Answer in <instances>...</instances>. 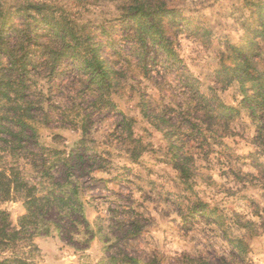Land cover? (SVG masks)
<instances>
[{"label": "rangeland", "instance_id": "obj_1", "mask_svg": "<svg viewBox=\"0 0 264 264\" xmlns=\"http://www.w3.org/2000/svg\"><path fill=\"white\" fill-rule=\"evenodd\" d=\"M2 1L8 7L15 2ZM35 1L45 5L49 13L90 30L103 43L101 55L107 62L114 59L117 49L129 55L138 47L131 37L126 38L131 31L119 26L124 0ZM155 2L173 9L182 19L172 30L171 40L200 92H212L238 114L227 131L202 124L206 137L212 136L213 130L223 136L218 144L199 145L187 135L188 125H181L183 120L170 111H178L170 102L183 106L185 99L180 95L176 74L172 71L164 81L160 76L133 77L124 82L122 93L111 96L118 109L134 119L132 133L126 136L119 133L121 116L115 110H91L86 102L92 99L77 94L76 86L66 82L62 91L51 96L55 105L49 110L51 120L46 126L36 125L37 143L26 145L35 156L20 158L14 166L25 182L39 185V191L48 186L43 171L63 182L66 171L61 163H54L48 170V164L43 163H53L54 152L67 153L82 138L80 126L85 120L87 135L80 152H96L100 158L92 167L90 161H76L72 173L77 180L81 213L91 233L88 244L74 248L64 232L51 226L47 235L34 238L38 252L30 255L32 264H119L108 260L119 251L137 264H264V138L258 135L262 125L242 99L238 85L218 81L221 62L231 64L228 47L255 38L256 8L264 0ZM16 21L22 22V18ZM101 25H105L106 34L100 33ZM257 41L258 61L264 69V39ZM146 51L157 58L150 46ZM136 59L132 57L131 61L135 63ZM114 60L125 62L122 58ZM61 65L71 66L65 58ZM155 80L161 82L160 92L154 88ZM140 92L150 106L148 114H166L168 125H161L164 131L141 116ZM170 124L181 126L179 137L165 136L172 131ZM179 138L189 154L186 181L174 169V156L183 158ZM4 162L8 167L13 165L9 160ZM23 198V193H18L0 202V210L8 214L13 227L25 214ZM199 202L206 204V215L191 210Z\"/></svg>", "mask_w": 264, "mask_h": 264}, {"label": "trees", "instance_id": "obj_2", "mask_svg": "<svg viewBox=\"0 0 264 264\" xmlns=\"http://www.w3.org/2000/svg\"><path fill=\"white\" fill-rule=\"evenodd\" d=\"M14 1L8 7L0 0V202L9 200L13 194L23 193L25 214L13 227L8 214L0 210V264H32L30 255L38 252L34 238L47 235L51 226L60 233L64 232V237H68L74 248L88 244L87 237L91 233L81 213L77 180L73 179L72 173L76 169V161H90L92 167L95 159L100 158L96 152L93 155L80 152L87 135L85 120L80 126L82 138L67 153L54 152L53 163H43L48 164L47 170L54 163H61L66 171L63 182L55 181L47 171H43L42 178L48 181V186L39 191V185L25 182L14 166L20 158L35 156L26 145L37 143L36 125L46 126L51 120L49 110L55 106L51 96L56 91H62L63 85L70 82V85L76 86L77 94L91 98V102H86L91 110H115L121 116L119 133L124 132L126 136L132 133L134 119L127 118L111 96L122 93L126 88L124 82L131 81L133 77L149 79L160 76L164 81L172 71L176 74L181 84L180 95L185 99L183 106L170 102L178 110L170 111L183 120L181 125H188L187 135L198 141L199 145L218 144V138L223 136L213 130L212 136L206 137L201 129L202 124L207 123L210 129L221 127L227 131L238 111L224 105L212 92L209 95L200 92L198 83L186 71L171 40L174 35L172 30L178 27L182 19L173 9L157 5L155 0H124L121 4L119 26L128 29V33L131 31L126 38L131 37L138 45L129 55L120 49L115 50L114 59L122 58L124 64L114 59L107 62L101 55L103 43L86 27L49 13L45 10L46 6L38 1ZM17 17H21L22 22H17ZM256 17L255 38L228 47L231 64L221 62L222 73L218 75V81L225 82V85L233 82L238 85L242 99L262 125L258 135L264 138V69L258 61L257 41L264 39V3L257 5ZM105 28V25H101L100 33L106 34ZM149 46L157 58L150 57L146 51ZM132 57H137L135 63L131 61ZM64 58L69 60L71 66L61 65ZM66 77L70 80H65ZM153 85L158 92L161 91V82L155 80ZM129 97H133L132 91ZM149 107L140 92L138 108L141 116L158 130L164 131L161 125H168L166 114H148L146 109ZM170 127L171 133H165V136L173 134L179 137L181 126L170 124ZM179 145V154L183 158L174 156L177 161L174 169L186 181L189 169L185 165L189 154L184 150L186 144L180 138ZM5 160L13 165L6 166ZM191 210L203 211L206 215V204L199 202L191 206ZM235 241L241 242L239 239ZM232 244L235 245L233 241ZM108 260L119 264L138 263L121 251Z\"/></svg>", "mask_w": 264, "mask_h": 264}]
</instances>
